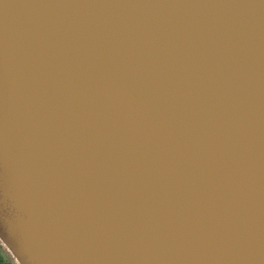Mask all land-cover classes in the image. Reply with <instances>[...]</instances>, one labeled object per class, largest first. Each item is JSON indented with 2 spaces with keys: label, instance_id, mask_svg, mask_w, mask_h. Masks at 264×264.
I'll list each match as a JSON object with an SVG mask.
<instances>
[{
  "label": "water",
  "instance_id": "obj_1",
  "mask_svg": "<svg viewBox=\"0 0 264 264\" xmlns=\"http://www.w3.org/2000/svg\"><path fill=\"white\" fill-rule=\"evenodd\" d=\"M0 241L264 264V0H0Z\"/></svg>",
  "mask_w": 264,
  "mask_h": 264
},
{
  "label": "trees",
  "instance_id": "obj_2",
  "mask_svg": "<svg viewBox=\"0 0 264 264\" xmlns=\"http://www.w3.org/2000/svg\"><path fill=\"white\" fill-rule=\"evenodd\" d=\"M6 255H7L8 259L11 260V262H12L13 264H15L14 260H13L12 257L10 256V254H9L8 252L6 253V252L4 251V249L2 250L1 245H0V264H4V263H5V262H4V258L6 257ZM12 263H10V264H12Z\"/></svg>",
  "mask_w": 264,
  "mask_h": 264
},
{
  "label": "rangeland",
  "instance_id": "obj_3",
  "mask_svg": "<svg viewBox=\"0 0 264 264\" xmlns=\"http://www.w3.org/2000/svg\"><path fill=\"white\" fill-rule=\"evenodd\" d=\"M0 245H1V248H2V250L4 249V251L7 253H9L10 254V252L7 250V248L2 244V242L0 241ZM10 256L12 257V259L14 260V262H15V264H18L17 263V261L13 258V256L10 254ZM4 264H10V263H12L11 262V260H9L8 259V257H7V255H6V257L4 258ZM13 264V263H12Z\"/></svg>",
  "mask_w": 264,
  "mask_h": 264
}]
</instances>
